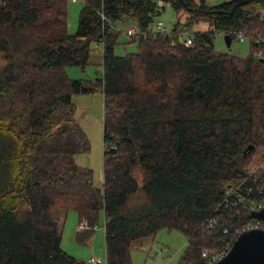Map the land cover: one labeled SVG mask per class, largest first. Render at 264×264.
<instances>
[{
  "label": "trees",
  "instance_id": "obj_1",
  "mask_svg": "<svg viewBox=\"0 0 264 264\" xmlns=\"http://www.w3.org/2000/svg\"><path fill=\"white\" fill-rule=\"evenodd\" d=\"M69 1L0 0V264H84L61 247L58 210L96 227L77 231L79 243L103 214L105 264H131L132 240L163 228L186 235L177 264H204L203 249L223 247L251 218L231 187L242 181L245 200L258 196L245 165L264 151V0H81L72 34ZM165 5L188 14L170 31L155 27ZM201 18L231 42L243 32L251 54L215 51L211 31L179 41ZM125 19L137 23V50L117 55ZM93 41L100 76L71 78L66 68L84 69ZM97 90L102 186L75 162L90 142L72 97Z\"/></svg>",
  "mask_w": 264,
  "mask_h": 264
},
{
  "label": "rangeland",
  "instance_id": "obj_2",
  "mask_svg": "<svg viewBox=\"0 0 264 264\" xmlns=\"http://www.w3.org/2000/svg\"><path fill=\"white\" fill-rule=\"evenodd\" d=\"M207 4L215 5L226 0H205ZM83 6L81 0L75 2L69 1L67 6V30L74 33L77 30L78 15ZM188 14L183 11H175L169 5H165L162 13L155 18V22L163 23L165 30L170 31L173 26L180 22L186 21ZM154 22V23H155ZM129 27L138 28L136 21L125 19L117 23L120 30L118 44L115 47L117 55L135 52L137 50L136 43L130 42V36L126 34ZM198 31L213 32V45L217 52L238 55L239 57H248L251 54V45L249 39L239 40L233 39L230 47L226 46L224 33L215 31L211 26L209 19L201 18L194 22L190 31L186 30L178 34V40L184 41L187 33L191 34ZM102 51L101 45L97 42L90 44L89 64L82 69L79 66H69L66 68L68 75L75 79H92L100 76L102 72ZM4 56L0 53V64H4ZM73 102L77 106L75 119L80 127L87 133L90 149L88 152L79 153L75 156V162L82 167L92 170L93 180L97 186L103 183V97L102 93L97 90L91 94H77L72 97ZM140 171V170H139ZM137 171L136 178L140 181L142 177L141 171ZM63 210L55 213L56 217H60ZM74 215L75 212L70 211ZM78 219L73 229V235L70 234L69 220L65 217L62 229L61 247L68 254L77 258L78 261L87 264L88 259L93 256L98 259V264H105V246H104V217L101 213L97 225L100 227L86 239L85 242L76 241ZM186 235L178 229L168 230L161 229L155 236H146L132 240L131 242V264H177L182 251L186 246ZM162 254H158L161 252ZM157 255V256H156Z\"/></svg>",
  "mask_w": 264,
  "mask_h": 264
},
{
  "label": "built area",
  "instance_id": "obj_3",
  "mask_svg": "<svg viewBox=\"0 0 264 264\" xmlns=\"http://www.w3.org/2000/svg\"><path fill=\"white\" fill-rule=\"evenodd\" d=\"M71 1L75 2L77 0H71ZM155 27L158 29H163V25L161 22H158ZM127 34L128 35L136 34V29L134 28L127 29ZM235 38L239 40H244L245 34L243 32H238L236 33ZM259 41L264 42V38L259 37ZM187 42H190V40L188 39ZM245 172L247 174L246 179L253 178L254 181L257 183L256 189L258 190L257 191L258 196H256L255 199L245 200L246 199L245 195L243 194L242 191H240V189L242 188L241 185L244 183L242 181L238 185L231 187L228 196H232V199L234 200L235 204L245 203L244 205L246 206V208L243 207L242 209L245 210V212L250 213L251 215L252 213L259 211L264 207V151L258 158L252 159L250 162H248L245 165ZM243 181H245V179ZM246 190H247V194H249L252 191V188L247 187ZM228 198L229 197L226 198L227 199V202L225 204L226 207L231 205V202L230 200H228ZM217 221H218L217 219L211 218L208 220L207 226L213 227ZM90 229L95 230L96 227H91L87 222V220L85 219L79 221L76 227V230L79 233L85 232ZM251 229L264 230V221L260 219H253L251 217L249 220L244 221L242 224L239 225V227L236 228V231L234 232L236 234L235 237L232 240L230 239V241L227 242L225 245H223V247L216 250L203 249L201 251V257L204 261V264H217L228 254L235 238L241 232ZM224 232L227 231L224 230ZM158 254H162V250L161 252L157 253V255ZM87 264H98V259L91 256L88 259Z\"/></svg>",
  "mask_w": 264,
  "mask_h": 264
},
{
  "label": "water",
  "instance_id": "obj_4",
  "mask_svg": "<svg viewBox=\"0 0 264 264\" xmlns=\"http://www.w3.org/2000/svg\"><path fill=\"white\" fill-rule=\"evenodd\" d=\"M224 40L226 46L230 47L231 36L225 34ZM253 148L254 145L249 144L244 154L246 155ZM251 217L264 221V207L252 213ZM217 264H264V230L251 229L241 232L233 241L228 254Z\"/></svg>",
  "mask_w": 264,
  "mask_h": 264
},
{
  "label": "crops",
  "instance_id": "obj_5",
  "mask_svg": "<svg viewBox=\"0 0 264 264\" xmlns=\"http://www.w3.org/2000/svg\"><path fill=\"white\" fill-rule=\"evenodd\" d=\"M63 216L66 217V220H67V217H68L69 226H70V234L73 235V229H74L75 224H76L77 219H78L77 215H74V214L68 212L67 214L61 213L60 218H62Z\"/></svg>",
  "mask_w": 264,
  "mask_h": 264
}]
</instances>
